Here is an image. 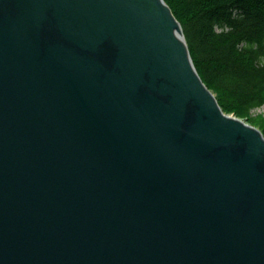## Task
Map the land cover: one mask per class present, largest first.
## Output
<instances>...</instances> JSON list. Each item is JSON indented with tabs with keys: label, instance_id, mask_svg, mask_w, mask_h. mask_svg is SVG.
Returning a JSON list of instances; mask_svg holds the SVG:
<instances>
[{
	"label": "water",
	"instance_id": "obj_1",
	"mask_svg": "<svg viewBox=\"0 0 264 264\" xmlns=\"http://www.w3.org/2000/svg\"><path fill=\"white\" fill-rule=\"evenodd\" d=\"M0 264H264V135L164 0H0Z\"/></svg>",
	"mask_w": 264,
	"mask_h": 264
},
{
	"label": "trees",
	"instance_id": "obj_2",
	"mask_svg": "<svg viewBox=\"0 0 264 264\" xmlns=\"http://www.w3.org/2000/svg\"><path fill=\"white\" fill-rule=\"evenodd\" d=\"M180 22L193 64L222 110L264 135V0H164Z\"/></svg>",
	"mask_w": 264,
	"mask_h": 264
},
{
	"label": "rangeland",
	"instance_id": "obj_3",
	"mask_svg": "<svg viewBox=\"0 0 264 264\" xmlns=\"http://www.w3.org/2000/svg\"><path fill=\"white\" fill-rule=\"evenodd\" d=\"M229 114H233V113H229ZM253 116H255V117H264V106H261V107L257 108L256 111L254 112V115ZM236 117H239V116H236ZM239 118L245 120V118H243V117H239Z\"/></svg>",
	"mask_w": 264,
	"mask_h": 264
}]
</instances>
